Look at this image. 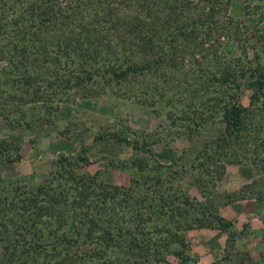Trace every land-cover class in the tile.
Listing matches in <instances>:
<instances>
[{"label": "rangeland", "instance_id": "obj_1", "mask_svg": "<svg viewBox=\"0 0 264 264\" xmlns=\"http://www.w3.org/2000/svg\"><path fill=\"white\" fill-rule=\"evenodd\" d=\"M249 1V7L245 0L224 3L222 34L196 30L201 51L157 53V65L144 69V51L120 32L101 45L89 38L96 50L83 56L85 71L78 58L70 61L56 48L69 42L60 25L53 33L58 0L45 3L57 18L45 13L42 21L40 14L28 15L31 7L21 0L12 9L0 5V43L11 52L0 51V237L28 227L31 242L37 239L32 234H42L45 245L10 261L0 241V264H65L68 256V264L76 256L86 264L84 252L94 248H100L91 261L96 264L105 248L126 264H264V201L256 199L264 179V104L249 102L250 68L264 67V54H255L264 48V1ZM39 6L36 12L45 10ZM85 22L76 18L72 26ZM34 33L43 41L35 49L25 43ZM23 38L27 49L18 43ZM78 41L86 45L87 38L81 33ZM164 45L160 41L158 49ZM132 62L139 65L121 75ZM42 65L52 71L38 73ZM226 70L238 77L240 89L215 81ZM233 102L252 113L238 136L224 142L222 110ZM257 135L261 153L251 151L248 140ZM103 187L111 193L101 194ZM207 199L212 213L201 226L195 220ZM46 208L65 211L61 223ZM96 222L100 229L85 237ZM106 229L110 244L101 237ZM146 249L149 257L142 256Z\"/></svg>", "mask_w": 264, "mask_h": 264}, {"label": "trees", "instance_id": "obj_2", "mask_svg": "<svg viewBox=\"0 0 264 264\" xmlns=\"http://www.w3.org/2000/svg\"><path fill=\"white\" fill-rule=\"evenodd\" d=\"M18 1L19 0H6L5 3H2V1L0 0L1 3L0 5L2 6L11 5V9H12V7H14L15 3H18ZM48 1L50 0H21V2H23V5L28 4L31 7V9L28 8L29 9L28 15L32 16V18H37V15L40 14V20L42 21L45 13H49L50 18L47 19L50 20L60 17L57 21H55L53 33L55 29L56 30L60 29L61 31H67L66 36L69 38V42L68 44L64 45L63 47L64 50L61 49L62 42L57 44L56 48L58 49V51L60 52L62 51L65 54L66 58L68 57L70 61L74 62V59L78 58L77 65L80 70L85 71L84 68L85 62L82 59L84 57L87 58L88 56L91 55L93 51L96 50L94 49L96 47H92L93 49H90L91 46L88 45L89 38L93 41V43H96L97 45L98 44L101 45L102 43H106L107 41L110 42L111 41L110 39L112 38L113 34L115 35V32H120L123 35L125 41L132 44L133 47H135V49L137 50L140 49L141 51L143 50L144 53L142 56L144 57V59L141 60V62L139 63L141 65H139L136 62H132L131 64L128 63L127 66L121 71V75L122 74L125 75L129 70L135 69L138 65L139 68H143V69L145 67L152 66L154 64L157 65V61L160 59V56L158 55L159 53H163V55H166L170 53L171 50L174 49L176 50L175 52L176 56L177 55L182 56V54L186 52L190 54L193 53L192 50L197 49V47H199L201 51L202 50L201 45L203 41L197 40L198 36L196 30H201V27H204L205 29H209L211 34H213L212 32L216 34H222L223 33L222 30L224 29L225 25L220 20V18H218V14H219L218 11L228 0H200L202 1L200 2V4L198 3L194 4L192 0H137L136 2L133 0L132 1L131 0H117V1L116 0H84L85 3L84 4L82 3L81 6H78L80 5V0H78L77 3H73V4L71 0H58L60 2L59 12L61 16H57V17L54 13H52V10L48 8L49 3L45 4ZM63 1L65 3L64 5H62ZM117 2L124 3V5L118 6V4L116 5ZM249 3H250L249 0H245L246 7H249ZM37 4L38 5L42 4L41 8H45V10H42L40 12L38 10L36 12L34 9H37L36 7ZM85 5L86 7L83 8V6ZM198 9L200 12H197ZM8 11L11 12L10 10ZM28 15L27 14L24 15V13L22 12L20 17L26 18L28 17ZM76 18L77 19L83 18L86 20L84 28L81 27L75 30V28L72 26V21L76 20ZM58 26L60 28H58ZM44 33L45 31L42 32V34ZM81 33L84 37L87 38L86 45H82L78 41ZM191 34L195 35L194 36L195 38L193 37L190 39V36H192ZM164 37H167V40H165ZM24 39L25 38L19 40L18 43H23ZM40 39L41 37H39L37 33H34L33 37H31L29 41H25V43L27 42V46L31 45L33 49H35L34 47H38V45H41L43 43V41ZM160 41L165 43L164 45L165 48L163 46H160V50H159L158 46L160 44ZM194 41L196 43H194ZM25 43H23L21 49L22 48L27 49ZM12 49H16V48L13 47ZM0 51L6 52L7 54L11 53L9 52L10 49L8 48V45L4 44L1 46V43H0ZM255 54H256V58L260 59L261 54H264V48H261V50L257 51ZM74 55H77V57H74ZM178 61L179 60L175 62V65L176 64L178 65ZM47 62L48 61H46V64ZM47 65L51 66L52 68V66L56 64L50 63V65L49 64ZM47 65L44 66L42 65L41 69L39 68L37 72L46 75L49 71H52L47 68ZM44 68L47 70L46 72L43 73ZM263 68L264 67L261 65L254 69L250 68L252 71L249 72L250 73L249 77L251 80V89H253L252 90L253 94L250 96V100H249L251 107L257 104V101H262V103L264 104V69ZM108 70L109 69H107V71ZM42 74H38V75H42ZM67 79L62 80L63 81L62 85L65 86L64 82L69 81ZM215 79H216L215 81L218 82L221 87L223 86L225 87L227 83H233L234 87H237V89L241 88L240 87L241 83L238 82V77L234 75L232 72L229 71L227 72V70L226 73L224 72V74L216 76ZM46 84L50 86L53 85L52 82L49 81H47ZM229 98H233V96L228 95V99ZM250 113H252V109H250L248 106L246 107L240 106L237 102H233L227 105L225 104L222 110V118H223L222 121L224 125L223 137L221 138L222 141L225 142L229 137L231 138L232 136H238L240 127H242L246 123L245 119H247V116L250 115ZM250 138L251 137H248V140L250 142L252 141L253 144L255 145L251 151L260 152L259 147H261L262 145L263 138H261L259 135H257V137H253V139L251 138L252 140ZM247 151H249V149ZM160 155L166 156L165 154H160ZM198 180L201 181V178H198ZM259 181L260 182L258 181L257 182L259 183L258 186H260V189L256 199L258 200L259 203H261L262 201H264L263 198L264 179L262 178ZM257 182L255 184H257ZM255 184H253L254 186L252 185V187H255ZM110 191L111 190L108 187H103L102 192L101 191L100 192L101 194L109 195L111 193ZM96 196L98 195L95 194L94 198ZM91 197L92 194L87 195L84 198L85 204L87 202L89 203L92 200V199L90 200ZM73 204L75 205L73 206L74 208L78 207L77 206L78 202H73ZM199 205L202 206L203 210L201 213V217L199 218L197 217V220L195 221H197L199 225L202 226L204 224L206 215L212 213L211 212L212 205L210 204V199H207L206 203H201ZM65 209L68 210V207H66ZM46 210L47 211L51 210V208H46ZM26 211L27 209L24 208L22 214H19V216H21V218H24L23 214H25ZM48 213L50 215H58L57 219H59V222L61 223L65 211L51 210ZM84 215L88 217V213L86 214L84 213ZM41 216L42 214L40 215V218L44 217ZM45 218L48 219L49 217L46 216ZM217 219L219 220V222L221 221L219 217H217ZM24 220L27 221L29 226H31V218H29L28 220L26 219ZM102 221L103 224L108 225L105 220L102 219ZM209 222H210V218H209ZM228 224L230 225L229 222L223 225L225 226ZM91 227L89 228L88 230L89 232L86 234L85 237H88V235L91 232H95L96 228L100 229V224L99 222H96ZM21 229H22L21 232L17 230V233H15L14 236L10 235V236H6L5 238L0 237V241H4L5 243L4 246L6 250L4 251V253H6L10 261L16 260V258L20 259L26 251H29V249H35L36 253H40L41 249L45 246L44 242L42 241L43 238L42 234L41 236H38L36 233L32 234L34 237L36 236L37 239H35L34 242H31L30 237L27 236L31 233V229H28V227H23V228L21 227ZM24 229H28L25 234L23 233ZM101 237L104 238L108 244H110L109 238H112V234H110V229L104 230L102 232ZM27 244H30V248H27ZM127 246L128 248L133 250L136 249L135 247H137L134 243L131 242L128 243ZM107 249L108 248L101 249L103 252H101V254L98 257H96L99 258L98 262L101 261L100 262L101 264H115L117 262H119V264H126L123 261V259H121L122 257L116 256V258L114 257L113 259H111L108 255V251H106ZM99 250L100 248L97 249L94 248L93 250L88 249L84 252L86 264H96L95 261L94 262L91 261L92 258L95 259L94 254L99 253L100 252ZM148 251L149 250L146 249L142 253V256L144 255L146 257H149L148 255L151 254L150 251L149 252ZM129 258H131V256H128L127 258H125V260L129 261L130 260ZM67 259H69L70 261L69 256L67 257ZM157 259L159 258L157 257L156 260ZM69 261L68 262L66 261L65 264L66 263L68 264ZM71 264H80L79 257L76 256L75 259L73 258Z\"/></svg>", "mask_w": 264, "mask_h": 264}, {"label": "crops", "instance_id": "obj_3", "mask_svg": "<svg viewBox=\"0 0 264 264\" xmlns=\"http://www.w3.org/2000/svg\"><path fill=\"white\" fill-rule=\"evenodd\" d=\"M263 236H264V233H263ZM261 244H264V240L263 239H261Z\"/></svg>", "mask_w": 264, "mask_h": 264}]
</instances>
